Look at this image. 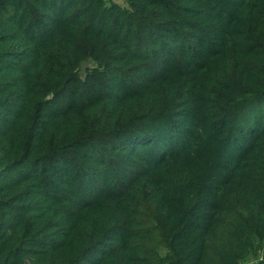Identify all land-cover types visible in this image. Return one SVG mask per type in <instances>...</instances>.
<instances>
[{
	"label": "trees",
	"instance_id": "trees-1",
	"mask_svg": "<svg viewBox=\"0 0 264 264\" xmlns=\"http://www.w3.org/2000/svg\"><path fill=\"white\" fill-rule=\"evenodd\" d=\"M124 1L0 0V264H264V0Z\"/></svg>",
	"mask_w": 264,
	"mask_h": 264
},
{
	"label": "rangeland",
	"instance_id": "rangeland-1",
	"mask_svg": "<svg viewBox=\"0 0 264 264\" xmlns=\"http://www.w3.org/2000/svg\"><path fill=\"white\" fill-rule=\"evenodd\" d=\"M112 2H114V3H117V4H119V5H121L122 7H125V8H127L128 7V4L124 1V0H111ZM93 66V64L91 63V62H87V63H84L83 64V66H82V74H83V76L85 75V71H86V69L88 68V67H92ZM255 260H254V258L253 257H251V258H249V260L246 262V263H244V264H255Z\"/></svg>",
	"mask_w": 264,
	"mask_h": 264
}]
</instances>
